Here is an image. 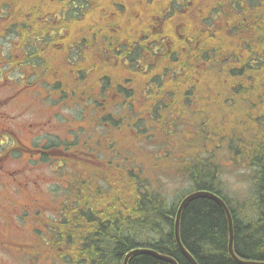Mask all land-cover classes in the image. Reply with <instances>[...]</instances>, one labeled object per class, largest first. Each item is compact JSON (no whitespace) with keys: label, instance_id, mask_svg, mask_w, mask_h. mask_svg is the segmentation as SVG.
Returning <instances> with one entry per match:
<instances>
[{"label":"flooded vegetation","instance_id":"1","mask_svg":"<svg viewBox=\"0 0 264 264\" xmlns=\"http://www.w3.org/2000/svg\"><path fill=\"white\" fill-rule=\"evenodd\" d=\"M144 1L135 12V18L127 30L125 42L118 40L109 57L117 59L115 62L117 64L118 59L123 60L127 54L126 57L132 60L130 63L134 65V68L146 60L143 80L146 85L152 86L150 95H148V107L154 108L158 105L161 108L158 112V119L164 117L167 107L173 109L174 89L184 64L190 60L187 66L189 65L191 69L195 68V73L190 88L185 92L184 102L186 105H194L197 91L193 87L196 84L195 81L198 80L200 63L197 59L199 55L202 60L210 61L212 66L217 61H224L229 73L237 72L241 76L250 75L246 68L247 51L258 47L250 45L244 38L248 37L256 43L264 41V34L260 31L264 28V22L252 27V33H246L242 29L247 17L238 18L237 29L235 28L238 19L226 31H223L229 34L227 40H222L225 44L223 52L218 40L208 42L202 52H199L198 33L204 21L202 18L199 20V13L204 8L205 0H186V2L184 0H156L153 3L155 12L152 15V25L148 29V34L138 30L136 39L128 48ZM46 2L49 4L46 5ZM108 5L110 3L104 5L102 0H95V2L94 0H0V250L7 249V245L13 243L12 240L7 239L9 234L21 235L22 233V235L35 237L37 232L45 228L52 227L50 231H53L56 221L50 216H60L62 213L63 208L57 209L55 213L54 205L46 202L43 197L44 184L48 187L47 193L54 196L55 188L49 187L54 182L46 181L45 177L44 180L40 177L42 180L40 181L38 175L36 178L31 177L34 166L29 168L30 176L27 178L24 166L12 170L6 168L8 157H17L18 153L22 154L26 149L21 137L26 133H29L27 135H30L31 139L38 137V132L47 128L48 123L43 120L23 123L24 134L19 133L18 131L21 130L15 128L12 123L17 122V119H25L27 113L32 114L30 104L37 102H46L45 113L41 118L71 119L72 108L81 105L87 98V90L80 88L82 82H78L79 69L75 67L76 63H72V60L81 58L88 52L93 55L95 51L94 53L98 55L99 48L96 45L102 31L110 25ZM248 9L250 16L264 18L263 2L249 4ZM88 11H91L89 18L87 17ZM238 13L241 15V11ZM146 16L149 18L151 15L146 11L144 17ZM45 21L48 23L46 32L37 35L36 23L43 24ZM146 26L143 21L140 23V27ZM118 27L117 25L116 28ZM89 30L92 31L93 37ZM123 32L126 33V30ZM218 32L219 28L214 26L209 40L214 39ZM54 39H60L62 42H54ZM28 44L29 47H27ZM34 44H43L40 51L42 55L37 54L38 51L31 50ZM206 51L209 52L208 56L204 54ZM260 58L252 56L249 62H255ZM48 60L50 67H42ZM24 64L28 66L25 70ZM29 77H32V81ZM44 77L49 78L47 79L48 84L41 86L43 91L34 89L39 87L35 84L36 81ZM57 82L60 84H56ZM188 91L195 92L196 97H187ZM25 95H28L26 99H24ZM105 100L106 98L102 97L99 105L101 106ZM13 104L22 109L24 113L13 116L2 110ZM64 108L66 114L63 112ZM149 113L150 109L146 114ZM181 113V111L178 113V117ZM81 119H86L84 113ZM55 128L52 127V129ZM53 135L59 140L57 134L53 133ZM65 140L62 139L61 142L58 141L59 143L53 140L49 147H46L45 144L49 141L43 139L40 143L31 144V148L27 151L33 157L38 154L37 160L54 154L64 160L72 155L80 157V154L77 155L71 151L70 139L65 137ZM29 159L33 158L29 157L26 160ZM61 188L64 194L57 199L59 203H65L71 185L63 183ZM83 227L86 229L87 224ZM83 243H86L85 239ZM14 245L17 246L18 251L23 246L22 243H14Z\"/></svg>","mask_w":264,"mask_h":264},{"label":"trees","instance_id":"2","mask_svg":"<svg viewBox=\"0 0 264 264\" xmlns=\"http://www.w3.org/2000/svg\"><path fill=\"white\" fill-rule=\"evenodd\" d=\"M134 1L102 0L104 5L110 3L108 5L110 25L102 31L96 45L99 48L97 50L98 55L94 53L95 51L93 55L88 52L81 58L72 60V63H76L75 67L80 71L78 82H83L84 89L91 87L94 81L109 79L111 72L109 73L106 70L107 68L112 72L118 70L120 59L115 64L117 59L114 60L109 56L112 55L118 40L125 42L127 30L134 21L135 12L137 11L128 12V7ZM45 4L47 5L49 2ZM206 4L211 9L216 7L223 10H226L227 7L238 8L241 15L237 18L247 17L242 29L246 33H252V27L264 22V18L250 16L249 9L237 0H205L204 10ZM90 15L91 11H88L87 17L89 18ZM117 25L118 28H116ZM47 28V21L43 24L38 22L35 25V32L37 35H41L46 32ZM123 30H126V33ZM89 31L93 37L92 31ZM260 31L264 34V28H261ZM244 40L250 45L258 47L247 51L246 55V68L250 74L247 78L252 81V85L248 86L242 83L244 89H253L255 94L247 96L245 92H241L237 98V102L243 107L245 106L249 114L261 110V104L264 102V41L256 43L248 37H245ZM53 41L62 42L60 39H54ZM27 47H29V44ZM42 48L43 44L31 46V50L33 52L38 51L37 54L39 55L43 54L40 52ZM252 56L261 58L250 63L249 59ZM49 63L48 60L42 67H50ZM222 63L226 66L224 61ZM215 71L217 75L215 73L206 75L207 78L210 77L212 82H215L217 77L220 79L221 74L224 72L221 71V68H216ZM191 94L192 91H188L186 96L194 98L195 96H191ZM197 126V131L204 134L199 124ZM239 132L250 133V130L244 126L235 131L229 130L228 132L217 133L212 141L216 144L231 143L234 141L235 134ZM192 136L203 135L193 134ZM239 147L241 150L238 151L237 156L248 158L251 172L256 173L253 176V199L237 198L233 200L223 193L215 173L209 171L212 167L216 169L212 157L209 156L203 160L204 153L200 150H197L195 154L188 153L186 149L181 150V152L182 154L185 153L186 156L189 155L188 161L192 163L195 170H197L196 167L207 169L205 171H194L195 188L218 194L230 208L233 218L234 251L236 255L241 259L264 261V128L256 130L253 137L249 138L247 142L239 144ZM126 177L125 174H122L118 181ZM129 178L135 186L137 177L131 174ZM110 180L114 181V179ZM143 190V186L134 187L128 192H120L119 189H116V193L112 195L110 211L96 212L93 208L94 203L91 202L88 204L92 211L85 213L77 210L76 217L71 224L74 222L78 225L81 222L87 223L86 229L81 228L80 235L85 236L88 243H91V247L84 246L85 248L82 249L81 254L86 251V257L87 259L90 258L91 264H123L126 253L140 246H147L148 249L154 250L160 255L171 256L179 264H193L181 252L174 238L176 205L174 206L173 203L168 202L163 193L151 191L145 194ZM125 197L132 198V203H126L123 210H115L117 202L120 199L124 200ZM180 231L184 246L197 260L198 264H239L228 253L229 223L226 212L214 199L207 196L192 199L183 209ZM128 264L171 263L151 253H136L131 257Z\"/></svg>","mask_w":264,"mask_h":264},{"label":"rangeland","instance_id":"3","mask_svg":"<svg viewBox=\"0 0 264 264\" xmlns=\"http://www.w3.org/2000/svg\"><path fill=\"white\" fill-rule=\"evenodd\" d=\"M146 3L144 2V7L142 9V12L145 9ZM141 7V0H135L132 5L128 7L129 11H136ZM152 15L155 12V9H151ZM139 21V20H138ZM139 23V22H138ZM136 24V27L138 25ZM205 56H208L209 52H204ZM225 65L222 63V61H217L215 65L212 67V69L206 74L211 75L212 73H216V68H221V71H225ZM210 81V77L207 78ZM219 80V77L215 79V82ZM36 90L43 91L41 87L34 88ZM5 93V92H2ZM28 95H30L29 92H27ZM28 95H25L24 99L27 98ZM46 95V92H45ZM196 97V93L192 91L191 96ZM31 96V95H30ZM30 112L32 114L27 113L25 116V119H17V122H13L15 128L21 130L18 131L21 134H24V129L22 127L23 123L28 122H41L42 120L44 122L48 123V127L44 128L43 130H40L38 132L39 137H36L37 140L42 141L45 139V137H55L53 133L57 134L59 136V140L62 141L65 140V137L71 139L73 137V134L75 136L73 137L74 140H71L72 142H75L77 140L78 146H81L83 142L87 139H93L95 138V123H90L91 121L89 119H46L41 118L42 115L45 113L44 106H46V102H37L30 104ZM6 113L11 114L13 116H18L20 113H24L22 109H20L16 105H11L9 107L3 108ZM93 122L96 121V119H92ZM198 124L194 123L190 128V135L198 134L203 135L201 131H197ZM86 126L87 129L83 130L81 127ZM55 127V129H52ZM249 127V126H247ZM26 129V128H25ZM36 130V129H34ZM229 131V130H228ZM226 131V132H228ZM29 133L24 134L21 137L22 143L25 146H31L30 142V135H27ZM118 133H114L113 140H106L104 142L103 147H105L106 144L108 146L111 145H117L121 151H123V146H120L121 143H123V140L118 137ZM57 138V137H56ZM130 139L134 140V138L129 137ZM128 139V138H127ZM210 139V138H209ZM130 140L129 142L132 144L131 149L129 150L133 156H131V162L132 166H138V169L142 171L143 176H145L146 172L148 170L149 161L148 156L146 154H150L153 156H156L157 165H152L150 169V175L148 176V182H150V187L152 189H156L157 187L160 188V191L165 196L166 200L170 203H173L174 205L177 204L178 200H180L181 196L184 194V192L189 191L191 189H194L196 185L195 181L193 179V174L191 172H179L180 168H183L184 162H187L189 160V155L186 156L185 153H183V156H178L175 159L176 161H172L171 158L165 157L162 154H159L163 150V146L159 142H152L148 140H143L139 142H134ZM66 141V140H65ZM95 143V141H94ZM9 145V144H7ZM77 145V144H76ZM98 145L94 146V150L97 151ZM211 151H209V156L212 157L215 163V166L219 169L218 172H215L216 177L218 178L223 193L230 197L231 199H253L254 196V186H253V176L256 174H253L250 169V161L248 158H233L231 159L230 156L226 153H220L218 152V148L215 145H211ZM24 150V149H23ZM188 153L195 154L197 150H191L189 148H186ZM26 155L17 154V157H8V160L6 162L7 169H16L17 167L24 166L26 169L25 171V177L30 176L28 174L29 168H31L32 164H30V161H27L26 159L29 158L28 153L25 152ZM206 155L205 153L203 154ZM186 156V157H185ZM57 156L51 155L46 160L39 159L38 163L34 164L33 174L31 177L36 178L38 175V178L40 181L44 180V177L46 178V181L48 182H54V184L50 185V187L55 188V192L53 193V197L50 196L47 193V185H43L44 190V199L46 202H49L50 204H54V201H56V195L58 193H62L63 190L61 188L62 183H64L66 180L68 181H75L78 180L79 175L82 173V167L79 165V162L74 158H68L67 162L64 163L61 159L56 158ZM105 157V154H102V158ZM185 157L184 159H182ZM206 157V156H205ZM219 157V159H218ZM182 159L181 161H178ZM23 160V161H22ZM118 160V159H117ZM153 160V159H152ZM166 160V161H165ZM120 161V160H118ZM121 162V161H120ZM122 163V162H121ZM130 161H126L124 165L129 164ZM123 164V163H122ZM176 167L177 173L172 175L171 168ZM257 168V167H255ZM88 175L91 178V181L95 180V168L91 166H86ZM198 171H200L199 167H196ZM214 168L212 167L210 169V172H214ZM27 173V175H26ZM42 177V180L41 178ZM24 180V179H23ZM113 193H116V189H113L109 192H107V202H112V195ZM59 196V195H58ZM103 201V197L99 198V200L94 203V210L96 212H100L97 209V206L101 204ZM55 206V205H54ZM56 208V206H55ZM110 208V207H109ZM56 210V209H54ZM108 211H110L108 209ZM55 216L51 215L50 218H54ZM51 227L46 228L45 230H41L40 232H37V237H32L29 239V236L27 235H17V233L9 234L7 235L8 240H12L13 243L10 244L11 247L14 246V243H24L26 240L28 242L25 244V246L21 249L20 253V260L18 257H16V252L11 249L7 248L5 250H0V264H58L61 263L60 259H58V254L53 249L52 254H50L48 257L44 256L43 254L46 253V247L54 248L55 242L49 245V235L52 234L50 231ZM139 239H145V238H139ZM45 248V249H44ZM44 249V250H43ZM49 253V252H48ZM53 256V257H52ZM56 260H59V262H55ZM63 264H79L75 260L69 259L64 261ZM81 264H84L81 262Z\"/></svg>","mask_w":264,"mask_h":264},{"label":"water","instance_id":"4","mask_svg":"<svg viewBox=\"0 0 264 264\" xmlns=\"http://www.w3.org/2000/svg\"><path fill=\"white\" fill-rule=\"evenodd\" d=\"M198 196H207L210 197L212 199H214L215 201H217L225 210L226 215H227V219H228V223H229V244H228V248H229V252L230 254L240 263L242 264H264V261H256V260H248V259H244V260H240L239 258H237V256L234 253V247H235V242H234V227H233V218H232V213L230 208L228 207V205L225 203V201L216 193L212 192V191H206V190H202V191H195L191 194H189L188 196H186L180 203V206L178 208V213H177V219H176V226H175V238L176 241L180 247V249L182 250L183 254L186 255L193 264H198L197 260L188 252V250L184 247L182 241H181V237H180V228H179V218H180V214L182 209L185 207V205L187 204L188 201H190L192 198L198 197ZM135 253H151L159 258H162L163 260H166L172 264H178L177 261L167 255H160L158 252L149 250L148 248H135L130 250L127 255H126V259L124 261V264H128V261L130 259V257L135 254Z\"/></svg>","mask_w":264,"mask_h":264},{"label":"bare ground","instance_id":"5","mask_svg":"<svg viewBox=\"0 0 264 264\" xmlns=\"http://www.w3.org/2000/svg\"><path fill=\"white\" fill-rule=\"evenodd\" d=\"M184 209V208H183ZM183 209H182V211H181V214H180V218H179V228H180V220H181V215H182V212H183ZM177 213H178V210H177ZM176 219H177V215H176ZM175 226H176V223H175ZM149 250H151V249H149ZM152 251H154V250H152ZM156 252V251H155ZM234 253H235V251H234ZM235 255H236V253H235ZM232 256V255H231ZM237 256V255H236ZM233 257V256H232ZM234 258V257H233ZM237 258H239L238 256H237ZM125 259H126V257H125ZM240 260H243V259H241V258H239ZM234 260H236L235 258H234ZM125 261V260H124ZM237 261V260H236ZM129 262V261H128ZM238 262V261H237ZM239 264H242V263H240V262H238ZM124 264V263H123Z\"/></svg>","mask_w":264,"mask_h":264}]
</instances>
